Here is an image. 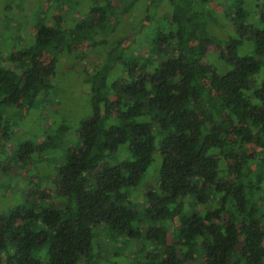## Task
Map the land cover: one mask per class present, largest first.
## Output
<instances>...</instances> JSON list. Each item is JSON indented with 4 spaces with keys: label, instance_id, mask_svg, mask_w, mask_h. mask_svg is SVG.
I'll use <instances>...</instances> for the list:
<instances>
[{
    "label": "trees",
    "instance_id": "obj_1",
    "mask_svg": "<svg viewBox=\"0 0 264 264\" xmlns=\"http://www.w3.org/2000/svg\"><path fill=\"white\" fill-rule=\"evenodd\" d=\"M239 1L94 0L77 22L41 24L27 49L0 51L1 155L12 123L53 91L60 60L107 49L77 70L91 113L47 182L55 202L21 196L0 215V264H90L101 227L145 235L153 247L138 264H264V3L249 21ZM157 145L142 222L133 196ZM33 146L14 162L47 148ZM123 146L130 158L113 161Z\"/></svg>",
    "mask_w": 264,
    "mask_h": 264
},
{
    "label": "rangeland",
    "instance_id": "obj_2",
    "mask_svg": "<svg viewBox=\"0 0 264 264\" xmlns=\"http://www.w3.org/2000/svg\"><path fill=\"white\" fill-rule=\"evenodd\" d=\"M221 2L224 3L225 0ZM239 2L244 3L246 18L252 21L256 16L254 5L264 3V0ZM93 3L94 0H0V51L8 55L12 51L27 49L26 46L31 42L39 25L67 26L71 22H77L88 15ZM221 10L223 11V7H218V12ZM142 14L143 9L133 10L122 18L120 28L127 31ZM212 30L216 35H225L223 29L216 25ZM247 49L245 44L240 52L247 54L244 53ZM145 51L150 53V47L141 52ZM106 54L107 49L103 48L87 51L82 56L76 54L64 58V61L61 59L53 79V91L39 96L30 110H23V118L12 123L10 141L6 142L0 155V215H6L17 206L21 196H28L30 201L36 200L35 203L41 206L55 202L54 195L46 186L47 182H56V170L64 160V150L77 138L78 122L91 113L88 90L85 85L80 86L77 70L92 71L103 62ZM22 143H30L31 146L34 144V150L40 145L47 148L41 152L35 150L31 156L33 159L28 157L16 163L15 155L20 153ZM120 149L118 155L112 159L115 162L130 158L126 146ZM160 164L157 145L153 162L143 177V187L139 192L136 190L133 196L141 211L139 221L144 222V213L147 210L142 193L150 187L157 188ZM97 231H100L96 241L94 239V252L97 256L89 261L90 264L142 263L144 255L153 247L143 234L138 239L128 241L111 235L105 227L98 228ZM169 232L171 238L173 231ZM95 255L93 254L94 257ZM39 256L43 258L44 255Z\"/></svg>",
    "mask_w": 264,
    "mask_h": 264
}]
</instances>
